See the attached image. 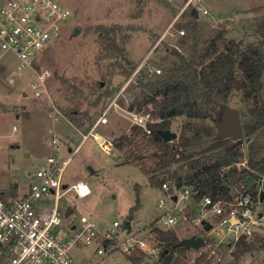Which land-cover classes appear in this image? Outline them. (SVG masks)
Here are the masks:
<instances>
[{
    "label": "rangeland",
    "instance_id": "rangeland-1",
    "mask_svg": "<svg viewBox=\"0 0 264 264\" xmlns=\"http://www.w3.org/2000/svg\"><path fill=\"white\" fill-rule=\"evenodd\" d=\"M58 1L70 8L73 15L64 33L44 50L35 66L19 69L17 59L11 53L0 62V193L9 190L15 195L33 180L32 175L41 163L55 151L52 145L54 136L61 155L66 156L70 149H76L66 169V183L71 185L81 179L92 190L84 198L76 197L72 190L66 193L60 201L63 214L70 206L73 208L72 221L85 213L96 218L101 226H108L114 220L130 219V209L139 199L140 206L130 220L135 228L154 233V228L162 229L158 226V217L174 207L169 191L150 185L147 175L137 164L123 162L124 156L119 149L113 148L110 153L102 150L94 135L113 138L130 131L132 112L138 110L129 109L134 96L127 92L128 87L136 82L145 65L149 66L146 78L157 75L150 67L166 63L167 45L181 47L178 41L186 33V23L198 19L205 28L202 30L204 38L215 36L219 29H226L227 39H240L253 17L264 15V0ZM2 2L4 0H0V4ZM196 5L202 9L196 10L195 15ZM75 28L80 30L77 35H73ZM181 29L185 30L182 35L178 32ZM164 33L162 43L148 55ZM114 40L123 51L116 52L109 47ZM145 58V65L139 67ZM43 72H48V77L41 84L39 76ZM33 83H37L40 95L35 94ZM227 105L240 110L244 123L247 109L239 94L233 96ZM77 109L80 112L77 117L84 122L81 128L65 115H73ZM105 110L108 121L99 122L83 140V134ZM183 120L179 117L172 121L170 130L177 133L176 141ZM238 141L245 154V159L238 163L240 168L249 166L251 144L258 147L254 160L264 156V130L250 137L244 133ZM174 170L185 175L187 167L181 169L177 165L171 172L161 175L179 197L178 204L182 208L172 211L179 216L173 229L181 239L201 231L206 233L201 222L205 219L202 217V203L194 197L181 196L183 187L175 186ZM258 172L255 169V175H251L245 184L253 191L252 183L256 179L261 198L264 175ZM161 198L165 202L163 206L159 205ZM259 201L257 207L263 212L264 200ZM205 216V220L213 219L212 215ZM194 220H198L196 225ZM64 228L60 229V235L69 233ZM89 252L85 249L79 253L87 255ZM263 258L264 251H256L252 256L240 259V263L258 264ZM123 262L124 258L117 256L114 264ZM186 264H189L187 260Z\"/></svg>",
    "mask_w": 264,
    "mask_h": 264
},
{
    "label": "trees",
    "instance_id": "trees-1",
    "mask_svg": "<svg viewBox=\"0 0 264 264\" xmlns=\"http://www.w3.org/2000/svg\"><path fill=\"white\" fill-rule=\"evenodd\" d=\"M184 27L186 33L178 41L182 50L178 46L166 47V63L160 65L163 73L146 78L149 66L145 65L136 82L127 89L134 96L129 109L150 111L156 119L151 124V133L133 125L129 132L113 137V141L124 156L123 162L137 164L152 186L161 188L167 180L161 175L180 165L181 169L186 166L187 172L183 175L181 171H173L175 186L191 189L197 202L205 195L213 200L230 199L231 191L255 175V169L264 175V156L254 160L258 147L251 144L253 158L248 159V168H240L238 163L245 159L241 142L218 138L213 120L239 94L247 109L243 123L245 135L250 137L264 130V15L254 16L240 39H227L226 29L204 38L205 28L198 19ZM109 47L123 51L116 40ZM75 111L73 115L63 113L81 128L84 122L76 115L79 110ZM179 117L184 119L179 139L165 141L161 130L170 129L172 121ZM257 183L256 179L252 183L255 188L252 194L260 200ZM139 206L138 199L130 209V219ZM153 232L161 249L158 259L151 264H186L189 252L195 249L182 245L175 229L154 228ZM256 251H264V232L256 231L251 238H240L227 264H239L240 259ZM130 258L135 264H146L140 249ZM260 264H264V258Z\"/></svg>",
    "mask_w": 264,
    "mask_h": 264
},
{
    "label": "built area",
    "instance_id": "built-area-1",
    "mask_svg": "<svg viewBox=\"0 0 264 264\" xmlns=\"http://www.w3.org/2000/svg\"><path fill=\"white\" fill-rule=\"evenodd\" d=\"M196 6V10L202 9L201 6ZM204 12L208 13V10L204 9ZM72 15L71 9L58 0H4L0 4V62L5 55L11 53L15 55L19 69L34 67L44 50L64 33ZM178 32L182 35L185 30ZM166 33L155 41L148 55L162 43ZM178 48L180 49L179 46ZM146 61L145 58L139 67L144 66ZM150 69L156 74L163 72L160 65ZM47 77L48 72L40 74L41 84ZM32 86L35 94L40 95L37 83ZM106 115L107 110L83 134V140L89 137L99 122L108 121ZM131 120L133 125L142 127L150 134L151 124L156 119L154 120L150 111H135L132 112ZM100 136L101 138H97L94 135L101 149L110 153L115 148L113 138ZM52 145L54 153L47 156L35 174L29 173L33 180L25 188L18 190L15 195L9 190L0 193V264H114L117 256L124 258L122 264H135L130 255L136 249L142 251L146 264H151L146 261L149 257L155 262L161 247L154 233L143 232L133 224L129 229L125 227L124 221L119 220H114L108 226H101L96 218L85 213L72 221L73 208L68 216L63 214L60 201L66 193L72 190L76 197L84 198L92 190L81 179L71 185L64 179L76 149H70L66 156L61 155L58 140L54 136ZM162 188L169 191L174 207L158 217V226L171 229L176 226L179 218L172 211H180L182 208L178 204L179 197L171 191L170 184L164 182ZM250 188L243 181L238 189L231 191L230 199L213 200L209 195L203 197L202 217L206 219L205 214L212 215L213 219L209 221L213 225L206 233L201 231L196 234H204L206 244L189 252L186 259L189 264H223L225 260L230 262V252L240 238H251L256 231L264 229V214L257 207L260 201L254 198ZM182 192L183 198L192 197L191 189L186 188ZM164 204L161 198L159 205ZM197 223L198 220H194V224ZM64 227L69 233L60 235V229ZM85 249L90 252L80 255L79 252Z\"/></svg>",
    "mask_w": 264,
    "mask_h": 264
},
{
    "label": "water",
    "instance_id": "water-1",
    "mask_svg": "<svg viewBox=\"0 0 264 264\" xmlns=\"http://www.w3.org/2000/svg\"><path fill=\"white\" fill-rule=\"evenodd\" d=\"M196 11V9H195ZM80 32L79 28H75L73 35H77ZM127 60V59H126ZM128 61V60H127ZM215 126L217 127V136L221 139H228L231 141H238L243 138L244 128L243 120L241 118V112L238 108L231 107L225 104L220 112L218 118L215 119ZM161 135L165 141L173 142L177 137V133L170 129L161 130ZM261 201L264 200V191H261ZM72 208L66 210L65 216H68ZM260 215H263L262 213ZM204 229L209 231L212 228V223L208 220H202ZM124 225L127 228H131V220H124ZM182 245L187 248L199 249L206 244V240L202 235L186 237L181 240ZM147 262L153 263L154 259L149 257Z\"/></svg>",
    "mask_w": 264,
    "mask_h": 264
},
{
    "label": "bare ground",
    "instance_id": "bare-ground-1",
    "mask_svg": "<svg viewBox=\"0 0 264 264\" xmlns=\"http://www.w3.org/2000/svg\"><path fill=\"white\" fill-rule=\"evenodd\" d=\"M97 138H101L100 134H96Z\"/></svg>",
    "mask_w": 264,
    "mask_h": 264
},
{
    "label": "crops",
    "instance_id": "crops-1",
    "mask_svg": "<svg viewBox=\"0 0 264 264\" xmlns=\"http://www.w3.org/2000/svg\"><path fill=\"white\" fill-rule=\"evenodd\" d=\"M131 224H133V222L131 223ZM131 229V228H130ZM196 234H194L193 236H195ZM196 236H198V235H196Z\"/></svg>",
    "mask_w": 264,
    "mask_h": 264
}]
</instances>
